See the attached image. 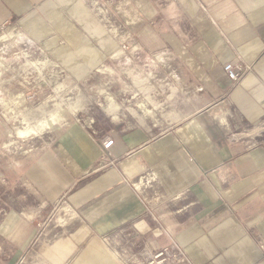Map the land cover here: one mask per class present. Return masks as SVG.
Segmentation results:
<instances>
[{"label": "crops", "instance_id": "obj_1", "mask_svg": "<svg viewBox=\"0 0 264 264\" xmlns=\"http://www.w3.org/2000/svg\"><path fill=\"white\" fill-rule=\"evenodd\" d=\"M82 2L0 0V32L45 13L67 64H97L123 39ZM130 2L143 57L126 61L173 86L132 93L121 119L55 122L7 154L0 264H152L172 247L184 256L168 264H264V0ZM227 63L247 70L239 81Z\"/></svg>", "mask_w": 264, "mask_h": 264}, {"label": "rangeland", "instance_id": "obj_2", "mask_svg": "<svg viewBox=\"0 0 264 264\" xmlns=\"http://www.w3.org/2000/svg\"><path fill=\"white\" fill-rule=\"evenodd\" d=\"M82 1L113 36L123 39L118 50L107 58L105 55L101 56V61L97 64L79 65L80 62H85L82 56L75 59L77 65L67 64L56 53L57 48L67 40L56 30L55 17L50 18L45 13L36 14L39 19L25 17L13 21L0 32L2 165L8 160L7 154H11V151H16L15 155H19L26 144L30 148V144L37 138L49 136L51 128L57 126L55 122L71 119L81 123L90 120L98 122L100 115L106 113L113 120L121 119L123 102L130 111H135L132 93H166L170 89L169 84L173 86V83L164 81L162 75L154 71L157 66L145 63L141 67L126 61L127 56L133 57L131 52L135 50L131 46L133 34L130 29V0ZM79 26L83 28L82 24ZM137 52L138 50L134 51V56L143 57V54L140 56ZM155 54L150 56L148 63L162 60V55ZM122 60L125 61L121 63ZM27 128L34 130L31 135L21 136L18 133ZM2 165L0 201L5 191L4 178L1 176ZM59 208L53 210L54 216L59 214ZM169 262L167 260L162 264Z\"/></svg>", "mask_w": 264, "mask_h": 264}, {"label": "built area", "instance_id": "obj_3", "mask_svg": "<svg viewBox=\"0 0 264 264\" xmlns=\"http://www.w3.org/2000/svg\"><path fill=\"white\" fill-rule=\"evenodd\" d=\"M224 71L227 73L228 77L234 81H239L247 71L245 68L241 67L240 65H235L233 63H227L224 66ZM113 140H106L104 141V147L109 149L113 144ZM174 248V247H172ZM172 248H166L157 252L154 257L151 259V263L162 264L165 261H172L173 259H180L184 256V251L179 247H176L177 252H172ZM174 250V249H173Z\"/></svg>", "mask_w": 264, "mask_h": 264}, {"label": "bare ground", "instance_id": "obj_4", "mask_svg": "<svg viewBox=\"0 0 264 264\" xmlns=\"http://www.w3.org/2000/svg\"><path fill=\"white\" fill-rule=\"evenodd\" d=\"M33 131H34L33 129L27 128L25 130H20L18 133L21 136H27V135H31Z\"/></svg>", "mask_w": 264, "mask_h": 264}]
</instances>
